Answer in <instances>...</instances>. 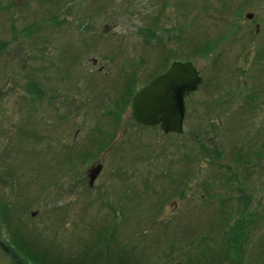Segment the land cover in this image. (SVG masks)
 <instances>
[{"label": "rangeland", "instance_id": "obj_1", "mask_svg": "<svg viewBox=\"0 0 264 264\" xmlns=\"http://www.w3.org/2000/svg\"><path fill=\"white\" fill-rule=\"evenodd\" d=\"M0 44V244L15 231L73 260L115 224L140 264H235L218 241L245 195L240 263L264 260V0H0ZM172 60L202 76L181 132L135 125L129 104L105 116Z\"/></svg>", "mask_w": 264, "mask_h": 264}, {"label": "trees", "instance_id": "obj_2", "mask_svg": "<svg viewBox=\"0 0 264 264\" xmlns=\"http://www.w3.org/2000/svg\"><path fill=\"white\" fill-rule=\"evenodd\" d=\"M1 45L2 44H0V46ZM165 65V62H163V66L160 68V71L158 73L163 71ZM133 76L135 75L132 74V77ZM132 83L133 82H130L127 79L117 96L112 99L113 106L121 108L122 110L126 108L125 106L130 103L131 97L134 92L131 87ZM29 92L37 99L41 98V92L36 87V85L30 86ZM105 113V116L109 117L113 123H118V120L121 116V110L113 112L110 108ZM198 144V153L202 156L205 154V148L202 141L198 140ZM248 153H251V151H248L247 154ZM240 157L241 154L239 152V149H237L234 160L237 161ZM222 167L225 169V171L232 170L231 165L229 164L224 165ZM226 178H228L229 180L228 185H230L232 181L236 180V178L231 175H227ZM237 199L239 201L237 215L231 218L233 219V222L229 223L228 228L226 230H223V236H221L218 241L219 246L222 247V245H224V247H227L225 249L221 248L222 250L219 252L218 257L228 258L234 261L235 264L237 262L238 264H241L239 258V246L243 238L242 236L245 233L244 230H242V227L244 224L251 221L249 218L252 214L248 209L249 198L245 195H239ZM224 200V198L220 197V201ZM109 208L115 214L114 217H116L117 210H120V206L116 205L115 207H113L109 205ZM0 217H6V209L4 206L0 207ZM7 219L9 222V218ZM221 224L224 225L225 223L223 224L221 221ZM114 225L115 224H113V227L111 228L108 225L99 227V229L94 232V235L91 237L90 241L85 244V249L82 250L83 252L80 253V255L76 257V259L73 260H70L68 258L61 259L60 257L52 258V256H49L48 253L45 252V250H39V248H37L38 242L36 240H33L32 242H27L22 235L15 231L11 232V235H9L7 240H4L5 245L0 244V246L4 252L11 253V259L12 261H14L13 264H140V259H135L132 256V253H129L128 251L124 250L121 246H117L119 249L116 248L115 250L113 244L115 245L116 240L112 236V233L115 232L113 231L115 228ZM230 248L234 251V255L231 257L233 259L229 258L228 256L229 251L227 249ZM209 249L210 248H208V250ZM259 264H264V260H261Z\"/></svg>", "mask_w": 264, "mask_h": 264}, {"label": "water", "instance_id": "obj_3", "mask_svg": "<svg viewBox=\"0 0 264 264\" xmlns=\"http://www.w3.org/2000/svg\"><path fill=\"white\" fill-rule=\"evenodd\" d=\"M245 16L250 18L251 13ZM202 76L190 60H172L167 68L139 87L131 98V115L137 123L158 125L163 133L182 130L185 95L196 90ZM101 163L87 168L88 185L100 172Z\"/></svg>", "mask_w": 264, "mask_h": 264}, {"label": "flooded vegetation", "instance_id": "obj_4", "mask_svg": "<svg viewBox=\"0 0 264 264\" xmlns=\"http://www.w3.org/2000/svg\"><path fill=\"white\" fill-rule=\"evenodd\" d=\"M155 75V74H154ZM118 110H121V115L124 113V110H122L121 108H118V107H115V106H112V108H111V111H113V112H117ZM133 120V119H132ZM134 123H135V125L137 124L135 121H134ZM139 124H137V126H138Z\"/></svg>", "mask_w": 264, "mask_h": 264}]
</instances>
